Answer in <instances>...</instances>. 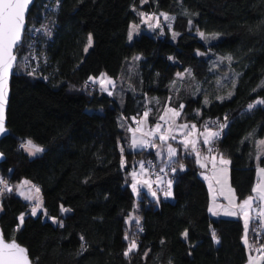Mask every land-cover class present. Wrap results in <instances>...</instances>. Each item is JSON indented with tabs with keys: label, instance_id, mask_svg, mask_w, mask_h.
<instances>
[{
	"label": "trees",
	"instance_id": "1",
	"mask_svg": "<svg viewBox=\"0 0 264 264\" xmlns=\"http://www.w3.org/2000/svg\"><path fill=\"white\" fill-rule=\"evenodd\" d=\"M108 1L35 0L29 11L44 24L38 36L25 34L18 57L34 51L10 83L9 134L0 141V180L11 189L0 192L4 237L34 264H245L242 220L209 215L206 184L185 148L169 171L173 199L147 198L138 224L127 222L129 173L155 154L128 149L123 124L146 109L154 122L169 106L181 109L180 122L222 128L217 152L230 161L231 185L238 198L251 194L264 168V104L248 108L264 99V0H124L123 17L137 26L132 41L126 28L104 25ZM161 14L171 27L148 31L142 17ZM102 74L117 93L90 80ZM27 140L43 150L28 155ZM22 180L39 189L45 217L19 222L28 203L12 190Z\"/></svg>",
	"mask_w": 264,
	"mask_h": 264
},
{
	"label": "rangeland",
	"instance_id": "2",
	"mask_svg": "<svg viewBox=\"0 0 264 264\" xmlns=\"http://www.w3.org/2000/svg\"><path fill=\"white\" fill-rule=\"evenodd\" d=\"M146 0H142V2H145ZM241 2H249L250 0H238ZM124 0H119L116 2H113L111 0L108 1V5L106 7L105 13H104V17H103V23L104 25L108 26V27H124L128 30V32H132V35L135 34L137 32V29H135L137 26L135 25H130L128 20L125 19L123 17V9H124ZM29 15V13H28ZM167 17V18H166ZM143 19V24L146 27V29L150 32H152L154 29H159L162 30L161 28L163 26L170 28L172 25V17H169L166 14H161L159 16L157 15H145L142 17ZM44 23H41L39 20L36 19H28L27 16V21H26V28L24 31V36H23V40L25 38V34H29L32 37H36L39 35V32L41 31V26ZM45 27V26H44ZM23 40H22V44H23ZM132 41V39H131ZM21 44V45H22ZM20 45V46H21ZM19 46V47H20ZM18 47V48H19ZM17 48V49H18ZM31 50V48H30ZM34 49H32L30 52L27 51L25 52V54L22 57H18L17 54V50H16V54H17V62H16V66H19L20 68L22 66H24V64L28 63L30 59H28V57L30 55L33 54ZM130 56H133L132 53H129ZM22 64V65H21ZM23 68V67H22ZM91 81L97 82L100 87L107 93H117V84L115 82V80L107 75H100L99 77H91L90 79ZM109 81H111L109 83ZM166 109H174L175 111L179 112L181 109L180 108H174V107H169L166 106L164 108V110L162 111L161 115H165V110ZM148 113V109L144 110L142 115L140 117H135L132 116V121L134 122H138L139 126L138 127H133L132 124L130 123L129 125H126V123L124 122L123 127L124 129H127L128 132V141L131 143L130 146L132 149H141V148H147L148 150L153 149L155 154H156V164L157 166L159 165L161 168H163L165 166V163H168L172 157L174 156V154H171L169 149H175L176 152V148H178V144H176V142H173L171 140H174L173 137H179L182 141L183 144L185 145V141H188L187 146H189L190 148H193V144L192 142L195 141V147H197L199 145V139H201L204 142V135H201V133L205 132V127L203 128H198L195 125V128H192L191 126L194 125L193 123H185V122H180L178 117L179 116H174L172 112H168L165 115V120H161L164 123V126L159 128V130H155L156 129V125H154L152 127L153 129V133L152 135H149L146 131L148 129L149 126V119H148V115L147 117H145V113ZM182 125H188V127H181ZM207 129H209L211 132H218L220 133L222 128H210L207 127ZM162 132V133H161ZM161 136H166L167 139L166 140H161ZM152 139L154 140V144L152 145L153 142H151V145L148 144V140ZM264 141V135L258 140V148H257V152H258V156L260 157L263 153H264V145H262L260 142ZM180 146L179 148L184 150V147L181 146V142H179ZM128 144V143H127ZM178 148V149H179ZM26 151V150H25ZM185 151H188V149H186ZM28 155H35V154H30L28 151H26ZM221 158V157H220ZM137 168V167H136ZM260 169H262V167H257V172H256V180L255 183L256 185L254 186L253 189L257 188L258 186L262 188V190H264V173L260 172ZM134 170V169H133ZM146 171V168L144 167V165H140V168L137 170L138 172L141 171ZM132 175L134 174V171H132L131 173ZM150 177L153 179H163V180H167L168 178L166 177H159L158 175L154 174L153 170L149 171ZM230 174V171H229ZM149 175L145 174L144 176H141L140 179H138L140 181V183H135L132 181V190L135 196V204H134V209L131 211V213L129 214V217L127 218V222L128 223H132V222H139L140 221V209L143 205H145V203L147 202V198H143L141 199L140 194H139V189L142 187L141 185H143L145 183V181L143 180H147V178ZM24 181L27 180H22L21 182H19L17 184V186L14 187V189L12 190V192H15L17 195H19L24 201H26L28 203V207L26 210V213H22L23 217L26 214H29L31 216H38L41 215L43 217H45V211L43 208V202H42V197L40 192H37L36 188L34 185H32L30 182L25 184L23 183ZM151 181L148 180L147 183H150ZM169 184L165 185L162 187L163 190V196L168 199V200H172L173 199V193L171 191V189H169L167 191L166 186L171 187V181H168ZM7 188H10L9 184L6 183ZM133 185H135V188L133 187ZM0 188H4V184H1ZM6 188V189H7ZM171 192V195H167L166 193ZM4 193V192H2ZM155 195H157V192H155ZM236 195V193H235ZM253 197L254 202H252L250 209H252V213L253 215H249L247 213H244L242 215H240L237 211H235L234 208H239L241 212H243L242 208L238 205V203H241L245 200H247L249 197ZM30 197V198H29ZM258 197V193L254 192L249 194L246 198H238V196L236 195V198L232 199V201L229 200V196L225 198V203L227 204V207H225L224 209V217H228V218H237L239 217V215L242 217V221L245 227V222L247 220V228L250 224V219L252 218L251 223H253V225L257 226V220L259 219V212L256 211V209L258 210V208L262 209L264 211V199H259ZM238 198V199H237ZM213 204V203H212ZM212 204L211 207L212 208ZM242 204V203H241ZM37 205H39V207L37 208V212L35 215L32 214V209L34 207H37ZM220 209V207H219ZM0 210H1V206H0ZM112 211V210H111ZM112 213V212H111ZM229 213H235V215H231ZM22 214L19 215L18 220L19 222H22L23 219L21 220V216ZM224 214H217V215H224ZM138 224V223H137ZM130 225V224H128ZM138 226L135 225L134 229H136ZM256 228V227H255ZM131 229L133 230V226H131ZM245 230L246 227H245ZM246 246H248L247 248V253H248V257L252 260L253 264H264V254H255L254 256V247L252 248L250 246V243L247 241L245 242ZM250 246V247H249ZM248 264V263H246Z\"/></svg>",
	"mask_w": 264,
	"mask_h": 264
},
{
	"label": "snow or ice",
	"instance_id": "3",
	"mask_svg": "<svg viewBox=\"0 0 264 264\" xmlns=\"http://www.w3.org/2000/svg\"><path fill=\"white\" fill-rule=\"evenodd\" d=\"M29 3L30 0H0V134H3L6 131L4 127V106L6 103V87H7L8 73L9 70L12 68V62L16 59V57L13 55V49L21 40V31L23 28L24 13ZM203 35L204 34L201 33V36ZM131 39H132V32L130 31L129 40ZM89 43H91V37H89ZM226 59L231 60L232 57L229 56L226 57ZM110 82L111 81H109V83ZM229 95H231V93ZM255 104H264V99L258 100L254 104H249L248 108L252 109L255 106ZM182 107L183 105H181V108ZM168 112H172L174 116H179V112L175 111L174 109H166L165 115ZM144 115L145 117H147L148 113L146 112ZM165 115L160 116L159 119L165 120ZM181 127L186 128L188 127V125H182ZM191 127L195 128V125H192ZM221 127H224V125H221ZM159 128L160 125L157 124L155 130H159ZM201 135H204L205 137L204 143L207 144L210 142L211 138L218 136L219 133L211 132L209 129H207V127H205V132L201 133ZM160 138L161 140L167 139L166 136H161ZM173 139H175V137H173ZM184 143L185 145H187L188 141H185ZM260 143L264 145V141H261ZM192 144H193V148H195V141H193ZM21 147L26 151H28L30 154H35L43 150L40 146L36 145L32 140H27L25 143L21 145ZM169 151L171 154H175V149L170 148ZM223 162L227 163V161H223ZM260 172L264 173V168L260 169ZM23 183L27 184L29 182L24 181ZM0 184H4V188H0V192H2L7 188V185L6 182H4L3 180H0ZM133 187L135 188V185H133ZM7 190L11 191V189H7ZM36 191L39 192V189H36ZM253 191L258 193L257 198L264 199V190H262L261 187L258 186L257 188L253 189ZM166 194L171 195V192H168ZM153 195H155V193H153ZM253 199L254 198L250 196L247 200L243 201L240 207L241 208H244L245 206L250 207L253 202ZM38 207L39 205H37V207H34L32 209L33 215L36 214ZM61 211H68V210L61 207ZM209 211L214 212L212 208H210ZM229 214L235 215V213H229ZM261 215H264V212H262ZM22 219H23V214L21 216V220ZM247 223L248 222L246 220L245 222L246 229H247ZM184 235L187 236V232H185ZM213 236L215 238L214 232H213ZM125 239H127V236L125 237ZM245 242H247V240H245ZM135 248H136V243L133 241L130 243L124 255L128 256L133 250H135ZM261 250L264 249H258V251ZM0 264H29L26 249L16 244L14 240L10 243L5 242L2 238V235H0Z\"/></svg>",
	"mask_w": 264,
	"mask_h": 264
},
{
	"label": "crops",
	"instance_id": "4",
	"mask_svg": "<svg viewBox=\"0 0 264 264\" xmlns=\"http://www.w3.org/2000/svg\"><path fill=\"white\" fill-rule=\"evenodd\" d=\"M159 118H160V116L156 119L155 125L159 124L161 127H163L164 123ZM149 128H150V121H149V126H148V129L146 132L149 135H152L153 129L149 130ZM215 139H216V137L211 138L210 142L207 144H205L201 139H199V145L195 148H190L189 146L184 145L183 141L179 137H176L174 140H171V141L176 142V144H178V148L180 146L179 142H181V146L184 147L185 149H188L194 155L195 163L199 169V175L204 180L206 187H207V190H208L209 201H208L207 211H208L209 215H211L213 217H224L225 216L224 209H225V207H227V204L225 203V198L229 196V200L232 201V199L236 198V195H235V190H234V188L230 182V174H229L230 161H229V159L227 157L223 156L221 153H219L217 151L215 152V151L210 149V146L214 142ZM151 142H153L152 143V145H153L154 140L149 139L148 144L151 145ZM130 144L131 143L128 141V146H127L128 149H132ZM178 148H176V152H177ZM141 149H143V148H141ZM132 150H140V149H132ZM151 150L154 151L153 149H151ZM176 152H175L174 156L172 157V159L168 163H165V166L163 168H161L159 165H158V167L161 170H164L166 168L172 169L173 168L172 163L174 161ZM154 154H155V152H154ZM223 161H227V163H224ZM152 164L157 166L156 154H155L153 161L148 162V160H146V159L145 160H139V164H138V166H136L137 168L134 167L133 168L134 170L131 169V171L129 173V178H130V187L132 190V184H131L132 181L135 183H140V181L138 179H140L141 176H144L145 174L149 175L148 176L149 178H147V180L146 179L143 180V181H145V183L143 185H141L142 187L139 189V194H140L141 199L149 198L151 200L156 201L158 199V196H163L162 187L169 184L168 183L169 180L168 179L163 180V179H159V178H157V179L151 178L150 174H149V167ZM140 165H144V167L146 168V171L144 170L143 172H141V171L138 172L137 170L140 168ZM132 171H134L133 175L131 174ZM256 172H257V168H256ZM148 180H150L151 182L147 183ZM255 185H256V183L254 184V186ZM155 192H157V195H153V193H155ZM253 202H254V200H253ZM241 203H243V202H241ZM241 203H238V205L240 206ZM211 204H212V209L214 210V212L209 211ZM219 207H220V209H219ZM234 209L240 215L247 213V212H249L248 213L249 215H251V216L253 215V213L251 211L252 209H250V207H248V206H245L244 208H242L243 212H241L239 208H234ZM256 211H259V213H260L261 224H262L261 233L264 235V215H261V213L264 211L261 208L260 209L258 208V210L256 209ZM217 214H224V215H217ZM240 215L237 218L241 219L242 217ZM249 219H250V224H251L252 218H249ZM250 224H249V226H250ZM249 226H248L247 230H245V227L243 224L242 240H243V243L246 247V250H247L248 246H246L245 240H247L250 243V246L252 248L254 247V253L253 254L255 256V254L257 253V252H255V248L258 246V243L260 240L257 239L256 241H253L249 238V236H248ZM254 232L256 234H258V231L254 230ZM262 246L264 247V243ZM255 258H256V256H255ZM246 263L253 264L252 260L248 257V253H247V261L245 262V264Z\"/></svg>",
	"mask_w": 264,
	"mask_h": 264
},
{
	"label": "water",
	"instance_id": "5",
	"mask_svg": "<svg viewBox=\"0 0 264 264\" xmlns=\"http://www.w3.org/2000/svg\"><path fill=\"white\" fill-rule=\"evenodd\" d=\"M34 2H35V0H30V3L27 6V9H26V11L24 13V22H23V28H22V31H21V40L19 41V43L13 49V55L16 57V59L12 62V68L9 70V73H8V77H7V87H6V103H5V106H4V127H5L6 131L3 134H0V141L2 140V138H4L6 135L9 134V128L7 127V109H8L9 99H10V92H11V88H10L11 78H12V75L14 73V69H15L16 62H17L16 50L22 44V40H23V36H24V31H25V28H26L27 16H28V13H29L31 7L33 6ZM4 159H5V156L0 151V162H2ZM0 235H2V238H3V240L5 242L10 243V242H12L14 240V239H6L4 237V234H3V231L1 229V227H0ZM14 241L20 247L26 249L27 258H28L29 264H34L33 261L31 260V258L29 257L27 248L25 246L19 244L16 240H14Z\"/></svg>",
	"mask_w": 264,
	"mask_h": 264
},
{
	"label": "bare ground",
	"instance_id": "6",
	"mask_svg": "<svg viewBox=\"0 0 264 264\" xmlns=\"http://www.w3.org/2000/svg\"><path fill=\"white\" fill-rule=\"evenodd\" d=\"M156 121V120H155ZM155 121L154 122H150V128H149V130H152V126L153 125H155ZM223 123H226V121H223ZM132 124V126L133 127H138L139 126V124H138V122H134V123H131ZM220 134V133H219ZM217 137V136H216ZM216 140L217 139H215L214 140V142L211 144V146H210V149L211 150H213V151H218V145H217V143H216ZM125 150H124V148H121V153H123ZM153 170V172L154 171H156V172H154V174H156V175H158L159 177H166V178H169V176H170V173H169V171H171L172 169L171 168H166V169H164V170H161L158 166H155V165H151L150 167H149V171H152ZM161 173H163V176H161L160 174ZM162 179V178H161ZM166 188H167V191L169 190V189H171V187H169V186H166ZM163 198H165L164 196H162ZM257 212H259V211H257ZM257 222H259V224H260V226L259 227H257L256 225H253V228H255L254 230H256V231H258V234H256V237H257V239H259L260 241H259V243H258V246L255 248V252H257L258 254H264V253H262L261 251H258V249H264V247L262 246L263 245V243H264V235L261 233V229H262V224H261V217H260V213H259V219L257 220ZM243 223V222H242ZM243 237V236H242Z\"/></svg>",
	"mask_w": 264,
	"mask_h": 264
},
{
	"label": "built area",
	"instance_id": "7",
	"mask_svg": "<svg viewBox=\"0 0 264 264\" xmlns=\"http://www.w3.org/2000/svg\"><path fill=\"white\" fill-rule=\"evenodd\" d=\"M154 172H156V171H154ZM160 175L163 176V173H161ZM259 226H260V224L257 223V227H259ZM261 252L264 253V250H261Z\"/></svg>",
	"mask_w": 264,
	"mask_h": 264
}]
</instances>
